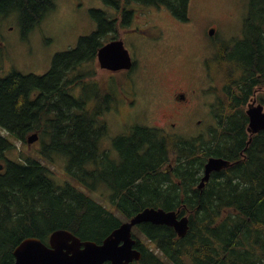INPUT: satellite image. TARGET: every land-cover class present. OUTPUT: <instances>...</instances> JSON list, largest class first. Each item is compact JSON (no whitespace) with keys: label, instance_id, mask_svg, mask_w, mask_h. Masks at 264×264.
Listing matches in <instances>:
<instances>
[{"label":"trees","instance_id":"1","mask_svg":"<svg viewBox=\"0 0 264 264\" xmlns=\"http://www.w3.org/2000/svg\"><path fill=\"white\" fill-rule=\"evenodd\" d=\"M104 1L163 5L178 20L189 17L190 0ZM6 5L0 0V15L7 11ZM31 5L54 6L50 0H14L26 19ZM247 8L240 38L219 47L208 64L215 83L210 88L213 125L206 136H174L135 125L115 139L119 157L113 161L111 176L108 152L101 145L108 128L99 118L108 108V95L102 93L105 82L98 90L82 81L87 73L79 74V80L68 76L83 60L95 57L103 30L81 38L78 49L56 53L44 74L12 71L0 77V127L6 131L0 133V162H6L0 172V264L13 263V249L23 239L33 236L47 242L59 228L81 240L101 242L121 221L146 206L180 209V214L189 216L190 227L179 238L168 225L135 226L142 255L129 264H264V130L250 135L245 114L253 95L264 103V0H248ZM85 49L91 52L81 54ZM77 86L79 104L65 96L66 91L76 92ZM127 89H132L130 82ZM34 91L36 97L29 100ZM33 132L39 135L40 157L10 160L6 154L14 146L12 139L26 142ZM53 151L68 158L70 175L63 183L52 179L42 163ZM209 156L224 157L232 165L213 172L199 188ZM86 178L95 183L94 188L103 183L111 189L113 209L89 195L94 188ZM78 179L83 189L75 184ZM139 234L147 243L138 240Z\"/></svg>","mask_w":264,"mask_h":264},{"label":"rangeland","instance_id":"2","mask_svg":"<svg viewBox=\"0 0 264 264\" xmlns=\"http://www.w3.org/2000/svg\"><path fill=\"white\" fill-rule=\"evenodd\" d=\"M55 4V8L49 9L46 17L30 27L29 30L24 28L21 22L19 25L13 13L4 15L6 27L9 25H13V27L3 31L4 40L6 37L10 40L11 51L5 55H0V65L12 63L15 69L23 74H43L49 70L53 56L61 52L60 48L74 47L78 35H87L95 29L93 9L112 11L102 0H56ZM247 5L248 0H190L191 9L188 22L170 18L166 9L161 7L159 10L161 13L155 16V21L164 34L163 41L177 45V49L169 53H162V42L161 46H156L155 49L144 50L148 46L155 45L158 40L131 31V33L122 35L125 46L135 62L133 69L128 72L129 77H126L121 70L110 71L99 68L95 58L87 61L83 67L77 66L78 69L73 70L71 75L75 72L77 76L87 73L88 75L82 76L84 81L86 83L89 81L96 82L95 89L98 90L102 89V82L106 84L107 80H118L119 83L123 84L125 78L128 80L130 78L134 84L133 97L136 99V110L145 113V115L142 114L137 118V123H150L149 125L160 126L163 124H158L156 119H161L163 107L161 99L170 91L174 79L179 78L181 83H186L189 80L194 81L196 85L201 83L205 87L203 96L205 112L201 113L205 118L201 126L204 125L205 127L206 125L208 128L213 124L210 105L214 102V95L210 88L214 85L215 80L207 73L199 81L197 76L202 72L200 66H202V61L208 58V62L206 61L208 67L219 47L240 38L243 20L248 11ZM146 10L147 8L142 10L140 17H145ZM193 22L199 26V37H194L188 32V28L183 27H191ZM212 28L215 29V33L211 35L210 29ZM24 29L26 31L22 33L21 31ZM108 36L105 35L102 42L108 41ZM133 46L136 47V50ZM105 91L106 89L102 93ZM122 95L124 98L127 97L126 90H123ZM193 101L197 106L198 97L194 98ZM100 102L103 103L104 99L101 98ZM106 102L110 104L111 101L107 98ZM116 102L113 100L112 104ZM106 110L107 108L104 107L100 117H103L108 123L109 134H117L121 127L122 130H125L130 125V118L126 109L123 110L122 119L119 121L112 117L113 113L110 110ZM146 117L152 120L147 121ZM201 126H189V128L198 133L203 129ZM183 129V127H178L174 132L182 133ZM193 131H185L184 133L188 136ZM0 132L6 135L5 130L1 128ZM12 142L14 146L6 154L10 160L17 161L28 156L40 157L39 152L37 153L40 147L39 141L33 143L31 149H28L26 142L14 138ZM101 145L106 147L107 140ZM1 162L6 164L4 160ZM42 163L52 173V179L59 183H63L70 175L68 158L64 155L53 151L49 159L42 160ZM4 169L5 167L2 168L1 172ZM86 179V182L91 184V188H94L95 183H91L88 178ZM75 184L83 189V183L79 179L75 181ZM88 193L96 201L112 209L110 205L106 204L108 199L105 185L97 183L96 188L88 190ZM132 232H135V228H132ZM141 238L144 240V236Z\"/></svg>","mask_w":264,"mask_h":264},{"label":"flooded vegetation","instance_id":"3","mask_svg":"<svg viewBox=\"0 0 264 264\" xmlns=\"http://www.w3.org/2000/svg\"><path fill=\"white\" fill-rule=\"evenodd\" d=\"M6 1L9 4V5H6L7 11L0 15V55L1 54L5 55L7 52L11 51L10 40L8 39V37H6V40H4L3 31L6 29L8 30L11 29L13 25H9L8 27H6V23L4 20L5 14L13 13L19 25L21 22L23 27L29 30L30 27L37 24V22L41 21V19L46 17V14L48 13L47 11L49 10L46 5H43L42 8L41 6L37 7V5H31L30 7L31 10H29L30 14H28L29 16L26 19L24 17V11L18 10L15 8L14 0H6ZM28 1L30 2V0ZM50 1L54 4L53 6V9H54L56 6L55 4L56 0H50ZM102 2L106 6H109L112 11L108 12L103 9H93L92 15L95 19L94 20L95 29L92 30V32H90L87 35L85 34L78 35L75 46L60 48L61 52L69 51L71 49L73 50L78 49L81 38L93 37V35H95L97 32H101L102 30L104 34L101 37V41L105 35H109L108 40H110V39L119 38V37L122 38V35L126 33H131V31H136L138 34L142 36H146V37L151 36L154 40H158L155 45L148 46L144 50L155 49L156 46L157 47L161 46L162 42H163L162 51H161L162 53H169L177 49V45L163 41L164 34L158 28V24L155 21V16L161 13V11H159L160 8L161 7L165 8V6L149 5V4L140 3V2L126 3L123 1L115 2V1H104V0H102ZM145 8H147L146 13H144L145 17H140L142 10ZM168 14L170 16L169 12ZM170 18L173 19V17L171 16ZM188 21H189V17L182 22H188ZM183 27L188 28L189 29L188 32L191 33L194 37H199V32H198L199 26L195 22L192 23L191 27H187V26H183ZM212 29H213V34H214L215 29L214 28ZM25 31L26 29L22 30L21 32L24 33ZM133 48H135L136 50V47L133 46ZM90 52L91 51L87 52V50L85 49L83 50L81 54L87 55ZM206 60L207 59H204V61H202V66H200V68L202 69V72H200L199 75L197 76L199 81L204 78L205 74H207ZM87 61L89 60H83L82 61L83 65L81 64L80 66L83 67ZM134 65H135V62L133 60V65L130 69H133ZM76 69L78 68L76 67ZM12 71H15V66L12 63H8V65H0V77H5L9 75V73H11ZM121 72L124 73L126 71H121ZM68 76L73 78V80H79V75L77 76L76 72ZM86 84H91V86L92 85L95 86V83L93 81H89ZM79 89L80 88L77 86V93L74 90L69 93L66 91L65 96L68 99L71 98L72 103L75 102V104H79V102H77V98L80 95ZM105 89H106L105 94L108 95V98L111 101L110 104H107L106 101L105 102L107 104L108 110H110L113 113L112 117L117 118L118 121L121 120L123 110L126 109L127 114L129 115V118H130V125H128V127H126L125 130H122V127H121L120 132L117 134H109V131H107L106 136L101 139V144L102 142L107 140V145L106 147L105 146L104 147L108 152L106 159H107V171L110 176L115 171L113 161L118 159L119 157V151H118V147H117V143L115 142V139L119 136H126L135 125H146L151 128L159 129L161 133L168 134V135H174V136L178 135L179 133V132H174L176 131L175 129L178 127H183L184 129L181 135L187 136L184 133L185 131H193L189 128V126L201 125L203 121V117L195 118V116H200V114L204 112L203 110H204L205 100L203 99V96L205 93L204 91L205 87L201 83H199V85H196L194 81H190V80L187 81L186 83H181L179 78L174 79L173 86L171 87L170 91L167 94H165L161 99L163 102L161 119H156V122H158V124H161V123L163 124L161 126L160 125H149L150 123L149 124H138L137 123L138 122L137 118L141 116L142 114L145 115V113L144 111L136 110V105H135L136 99L135 97H133L134 88L132 87L131 90H128L127 81L124 80L123 84H121L118 82V80H109V81L107 80L105 84ZM123 90H126L127 92V97L125 98L122 95ZM110 92L112 93V95L114 94V96H116L115 98L117 99V102L114 104H112V101H113L112 97L108 94ZM37 93H38L37 91L29 93V100L34 99ZM196 97H198L197 106H195V103L193 101L194 98ZM90 102H92L91 105L93 106L95 105V95H93L92 98H90ZM147 119H148L147 121L152 120L149 118ZM105 123L108 127V123L106 121ZM205 132L206 131L204 130H201L198 133H195L193 131L192 133H189L188 136H196L198 134L202 135V134H205ZM118 143L120 144V146H123L122 139H120ZM120 158L122 161L125 160V156H121ZM90 170H92V178L93 179H95V177L97 178L98 175L96 174V170H95L93 163L90 166ZM110 180H113V179L110 178ZM111 194H112V191L108 187L107 188V198H108V203L110 205H112L109 201Z\"/></svg>","mask_w":264,"mask_h":264},{"label":"water","instance_id":"4","mask_svg":"<svg viewBox=\"0 0 264 264\" xmlns=\"http://www.w3.org/2000/svg\"><path fill=\"white\" fill-rule=\"evenodd\" d=\"M213 30H210L212 33ZM97 60L99 66L105 69H128L132 61L122 39H113L98 48ZM248 115L247 131L250 134L264 129L263 105L252 100L246 109ZM38 139L34 132L26 138L29 148ZM229 165L222 157L211 156L204 164L203 175L198 184L202 187L208 180L212 170H218ZM2 164H0V168ZM167 224L174 228L178 236H184L188 230V217H177L176 210H165L161 207H145L134 214L128 221L114 228L100 243L92 240H81L77 235L65 228L53 230L45 243L38 237L29 236L20 241L13 249L12 264H128L141 257V252L135 247V239L131 228L141 222Z\"/></svg>","mask_w":264,"mask_h":264}]
</instances>
